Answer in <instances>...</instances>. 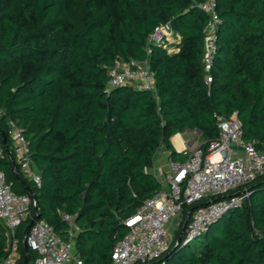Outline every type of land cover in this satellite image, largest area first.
Listing matches in <instances>:
<instances>
[{
    "label": "trees",
    "instance_id": "obj_1",
    "mask_svg": "<svg viewBox=\"0 0 264 264\" xmlns=\"http://www.w3.org/2000/svg\"><path fill=\"white\" fill-rule=\"evenodd\" d=\"M202 1L0 0V141L14 121L29 142L41 186L25 180L23 187L5 151L0 168L14 193L33 192L40 220L58 235L68 231L61 215L73 217L74 250L84 264H110L129 232L124 222L160 190L150 173L158 150L185 161L171 146L173 135L199 131L206 155L218 138L217 117L236 113L242 139L264 152V0H217L209 86ZM167 22L178 39L153 46L147 57L149 35ZM117 58H147L156 94L130 85L107 91V71ZM246 191L241 208L188 242L187 214L208 200L185 206L158 263L264 264V175ZM29 220L17 230L20 240ZM19 255L22 264L21 243ZM34 257L29 250V261Z\"/></svg>",
    "mask_w": 264,
    "mask_h": 264
},
{
    "label": "built area",
    "instance_id": "obj_2",
    "mask_svg": "<svg viewBox=\"0 0 264 264\" xmlns=\"http://www.w3.org/2000/svg\"><path fill=\"white\" fill-rule=\"evenodd\" d=\"M199 9L207 16L203 28L202 66L204 83H212L211 68L214 62L216 32L220 23L217 14V0H203ZM178 39L167 22L156 26L147 39L145 53L148 57L153 46H167ZM107 91L122 85H130L139 90L156 94L154 73L149 68L147 58L142 61L115 59L108 68ZM2 112L0 110V117ZM218 138L212 142L206 155L200 145L194 150L185 148L179 154L185 161L170 159L167 170L160 181V190L147 199L138 211L124 225L129 229L111 254L110 264H161L158 260L169 249L173 240L170 226L180 216L185 206H195L203 200L207 204L190 214L185 228V240L200 237L207 227L229 211L241 208L249 195L246 185L264 175V152L257 150L254 142L242 139L241 123L237 114L217 117ZM191 140L193 144L200 132ZM6 139L8 147L19 168L23 180L35 187L41 186L40 175L35 170L29 142L23 130L14 122H7ZM191 144V145H192ZM4 148L0 141V158ZM35 202L28 195L16 194L6 182L5 173L0 168V229L7 243L0 264H17L19 244L23 235L17 237L19 226L33 218ZM67 224L65 237L57 234L50 223L39 220L30 227L24 239L29 250L35 253L30 264H84L74 250L77 227L72 216L61 215ZM1 245V239H0Z\"/></svg>",
    "mask_w": 264,
    "mask_h": 264
},
{
    "label": "crops",
    "instance_id": "obj_3",
    "mask_svg": "<svg viewBox=\"0 0 264 264\" xmlns=\"http://www.w3.org/2000/svg\"><path fill=\"white\" fill-rule=\"evenodd\" d=\"M170 51H175V50H170ZM184 133H186V131L183 133H177L173 135L170 139L171 146L177 153L182 152L187 147L189 148L192 144L191 140L193 138L185 139L183 137ZM178 159L179 158H177L176 160ZM168 160H169V151L163 148L159 149L153 158V167L150 169V173L154 175L159 182L162 180L167 170Z\"/></svg>",
    "mask_w": 264,
    "mask_h": 264
},
{
    "label": "water",
    "instance_id": "obj_4",
    "mask_svg": "<svg viewBox=\"0 0 264 264\" xmlns=\"http://www.w3.org/2000/svg\"><path fill=\"white\" fill-rule=\"evenodd\" d=\"M1 141H2V145H3V148H4V151L5 153L9 156V159H10V162H11V166H12V169L14 170V173H15V178L18 180V182L25 188H28L26 182L23 180V178L19 175V173L16 171L15 169V162H14V158H13V155L11 154L10 152V149L8 147V144H7V140H6V136L2 133L1 135ZM29 195L32 197L33 201L35 202V197H34V194L31 190H29ZM197 209L194 208L192 210H190L187 214V217H186V220H185V223L182 227V232L185 230V225L187 223V220H188V217L190 216V214L195 210ZM33 218L31 220H29L28 224L26 225L25 229H24V232H23V244H22V247H23V254H24V257H23V262L22 264H29V248L27 247L24 239L26 238L27 234H28V231L30 229V227L33 225L34 222L36 221H39L40 220V216H39V212H38V207L36 205V202H35V206H34V209H33ZM181 232V233H182ZM179 241V240H178Z\"/></svg>",
    "mask_w": 264,
    "mask_h": 264
},
{
    "label": "rangeland",
    "instance_id": "obj_5",
    "mask_svg": "<svg viewBox=\"0 0 264 264\" xmlns=\"http://www.w3.org/2000/svg\"><path fill=\"white\" fill-rule=\"evenodd\" d=\"M183 137L185 139H190V138H195L196 135L194 134L193 130H190V131L187 130L186 133H184ZM201 140H202L201 136H198L197 140L189 147L190 150H194L197 146H199L201 143ZM180 221H181V216L178 219H176L174 223L170 226L171 238L174 237V233L178 230ZM0 239H1V245H3V242H4L6 246L7 239H6L4 232L1 230H0ZM5 246L3 247V249L5 248Z\"/></svg>",
    "mask_w": 264,
    "mask_h": 264
}]
</instances>
